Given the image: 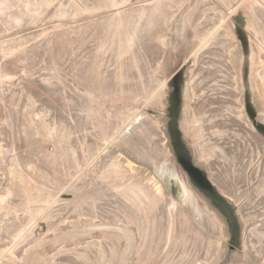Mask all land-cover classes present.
<instances>
[{
    "label": "rangeland",
    "instance_id": "rangeland-1",
    "mask_svg": "<svg viewBox=\"0 0 264 264\" xmlns=\"http://www.w3.org/2000/svg\"><path fill=\"white\" fill-rule=\"evenodd\" d=\"M0 264H264V0H0Z\"/></svg>",
    "mask_w": 264,
    "mask_h": 264
},
{
    "label": "water",
    "instance_id": "water-1",
    "mask_svg": "<svg viewBox=\"0 0 264 264\" xmlns=\"http://www.w3.org/2000/svg\"><path fill=\"white\" fill-rule=\"evenodd\" d=\"M181 76L182 68H179L169 81V86L172 89L169 94L167 108L169 144L175 161L185 174L190 186L229 227V248L231 250H237L239 249L240 231L234 211L229 203L211 184L206 173L193 163L192 157L183 141L178 123L181 104Z\"/></svg>",
    "mask_w": 264,
    "mask_h": 264
},
{
    "label": "flooded vegetation",
    "instance_id": "flooded-vegetation-1",
    "mask_svg": "<svg viewBox=\"0 0 264 264\" xmlns=\"http://www.w3.org/2000/svg\"><path fill=\"white\" fill-rule=\"evenodd\" d=\"M170 192L173 197L179 196V189L176 184H170Z\"/></svg>",
    "mask_w": 264,
    "mask_h": 264
}]
</instances>
